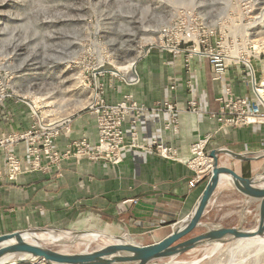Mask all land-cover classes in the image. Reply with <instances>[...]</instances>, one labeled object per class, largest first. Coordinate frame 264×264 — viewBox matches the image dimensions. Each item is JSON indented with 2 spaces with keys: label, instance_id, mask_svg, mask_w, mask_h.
Wrapping results in <instances>:
<instances>
[{
  "label": "crops",
  "instance_id": "0c3cea01",
  "mask_svg": "<svg viewBox=\"0 0 264 264\" xmlns=\"http://www.w3.org/2000/svg\"><path fill=\"white\" fill-rule=\"evenodd\" d=\"M137 69V84L107 96L114 102L131 93L137 102L122 124L126 145L121 160L113 164L69 156L48 171L22 172L14 180L0 176V234L28 227L94 228L150 243L165 236L172 224L190 211L207 181L191 188L192 169L183 161L161 156L153 141L175 149L182 159L190 156L189 145L206 134L210 136L207 152L217 148L235 152L264 149V123L221 126L217 120L221 107L217 98L227 86L235 95L247 97L252 107L259 105L249 77L238 67L214 80L207 60L191 59L187 73L182 58L157 50ZM187 78L192 89L184 82ZM172 83H177L175 89L169 88ZM191 99L196 102L195 111L189 110ZM165 102H171L174 109H166ZM96 135L94 115L86 113L63 127L54 144L63 150L74 139L84 137L94 142ZM15 152L24 153L23 143ZM219 161L244 176L264 165V158L241 161L227 154L219 155ZM228 202L239 208L238 218L242 211L249 213V207H255L240 194L225 192L207 215L215 218V209Z\"/></svg>",
  "mask_w": 264,
  "mask_h": 264
},
{
  "label": "rangeland",
  "instance_id": "374dc122",
  "mask_svg": "<svg viewBox=\"0 0 264 264\" xmlns=\"http://www.w3.org/2000/svg\"><path fill=\"white\" fill-rule=\"evenodd\" d=\"M263 12L264 0H0V134L25 131L31 121L52 123L65 116L56 121L63 128L90 113L94 97L115 103L130 95L128 103H137L131 93L114 102L107 96L137 84L139 63L157 50L182 58L189 73L191 59L206 60L194 53L199 40L204 41L198 47L202 52L220 45L227 51L239 43L240 50L231 53L237 55L235 66L251 83L255 79V92L263 101L258 107L264 111V98L256 90L264 78V30L253 28ZM163 45H178L181 51L173 53ZM134 56L135 79L130 80L115 65ZM224 56L226 61L232 58ZM234 204L222 203L215 218L207 215L204 220L237 225L239 208ZM256 219L245 213L242 226L251 228ZM100 243L101 239L94 241L88 249ZM48 245L68 252L86 247L78 242ZM235 245L236 241L224 244L200 264H226L232 257L247 255L235 253ZM209 249L199 246L183 253L176 264L193 261Z\"/></svg>",
  "mask_w": 264,
  "mask_h": 264
},
{
  "label": "water",
  "instance_id": "95a60500",
  "mask_svg": "<svg viewBox=\"0 0 264 264\" xmlns=\"http://www.w3.org/2000/svg\"><path fill=\"white\" fill-rule=\"evenodd\" d=\"M227 154L236 160L264 158V149L254 152H235L228 148L212 149L208 155L212 168L203 189L190 211L174 222L170 231L150 243H140L125 235L101 229H69L59 227H28L0 234V264H176L178 256L199 246L210 249L201 257L181 264H200L212 257L224 244L238 240L264 237V165L251 176H244L231 165L221 163L219 155ZM225 192H236L247 202L255 203L253 210L256 224L244 228V211L239 223L225 226L219 222L204 220L216 199ZM201 229L192 234L195 229ZM63 233L70 239L41 237L43 234L59 236ZM40 236V237H38ZM101 239L92 249L89 245ZM72 244L78 242L86 247L68 252L51 248L48 243ZM167 261H162L163 259Z\"/></svg>",
  "mask_w": 264,
  "mask_h": 264
},
{
  "label": "built area",
  "instance_id": "2783aa9c",
  "mask_svg": "<svg viewBox=\"0 0 264 264\" xmlns=\"http://www.w3.org/2000/svg\"><path fill=\"white\" fill-rule=\"evenodd\" d=\"M169 30L166 31V33ZM195 42V41H194ZM203 40L193 45L194 53L200 55L209 62L212 67V77L214 80L222 79L230 67L237 64V55L231 53L240 50L239 43L234 44L227 51L220 48L202 52L198 47ZM170 52L178 53L181 49L178 45L167 46ZM229 54L231 59L226 61L224 54ZM255 79L252 78V85L255 91ZM174 83L169 88L175 89ZM192 89V84L188 83ZM257 94V93H256ZM130 95H124L119 102L108 103L102 97L96 98L90 106V113L94 115L96 124V140L90 142L82 137L70 141L63 150L55 147V139L60 134L62 127L57 122L48 123L37 121L29 124L28 129L21 132L0 134V152L2 153V165L0 167V176L4 175L8 180H14L22 172L48 171L54 166L58 167L60 161L69 156H78L88 159H102L116 164L121 160V153L125 147V133L122 124L127 113L131 109L137 108V104H129ZM259 97V96H258ZM221 107L219 109L217 120L221 126H242L245 124L264 122V111L259 107H252L245 96L235 95L232 89L227 86L223 95L217 98ZM259 102H263L259 97ZM166 109L173 110L174 105L171 102L164 103ZM189 110H196L194 99L188 102ZM209 134L198 137L189 145L190 156L187 159L179 158L176 150L167 147L163 143L153 141L158 148L159 154L163 157L180 160L186 163L193 171L188 184L191 188L196 187L207 180L211 173L212 159L207 152ZM23 143V154H17L15 148ZM134 145V144H132ZM132 203H137V199H131Z\"/></svg>",
  "mask_w": 264,
  "mask_h": 264
},
{
  "label": "bare ground",
  "instance_id": "6f19581e",
  "mask_svg": "<svg viewBox=\"0 0 264 264\" xmlns=\"http://www.w3.org/2000/svg\"><path fill=\"white\" fill-rule=\"evenodd\" d=\"M170 26L168 28H170ZM253 28H257V29L261 28V30H264V12L262 13V16L257 20V22L254 23ZM161 36L162 35H159L158 38L161 39ZM136 58L137 57L134 56V57L130 58L129 60H126L125 62H121L120 64L115 65V67L119 71H122L123 73L128 74V77L130 80H134L135 79L134 78L135 73L133 71V67H134L135 61L137 60ZM256 90L264 98V78L262 79L261 83L259 84V86ZM94 99H95V97L93 99L91 98L90 102H92V101L94 102ZM36 101H37V96L34 97V102H36ZM64 117L65 116L57 117L58 119L56 121H60L61 118L63 119ZM56 121H54V122H56ZM38 237H40V236H38ZM41 237L58 238L60 236L43 234V236H41ZM233 250L235 253L236 252H239V253L246 252L247 255L243 256V257H239V258L232 257L226 264H247L250 260L252 261L253 264H260L259 263L260 258H262L264 260V237L255 238V239H251V240H238V241H236V245L234 246ZM39 262L41 264L45 263L43 261H39Z\"/></svg>",
  "mask_w": 264,
  "mask_h": 264
}]
</instances>
